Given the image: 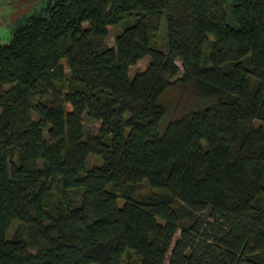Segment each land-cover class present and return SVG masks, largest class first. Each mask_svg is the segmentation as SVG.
Instances as JSON below:
<instances>
[{
    "label": "trees",
    "instance_id": "trees-1",
    "mask_svg": "<svg viewBox=\"0 0 264 264\" xmlns=\"http://www.w3.org/2000/svg\"><path fill=\"white\" fill-rule=\"evenodd\" d=\"M0 264H264V0H49L19 21Z\"/></svg>",
    "mask_w": 264,
    "mask_h": 264
},
{
    "label": "rangeland",
    "instance_id": "rangeland-1",
    "mask_svg": "<svg viewBox=\"0 0 264 264\" xmlns=\"http://www.w3.org/2000/svg\"><path fill=\"white\" fill-rule=\"evenodd\" d=\"M49 0H0V43H8L12 37L16 24L27 16L39 11ZM118 29L109 27V38L107 43L113 45V34ZM166 37L165 21L163 20L157 34V45L164 49ZM149 57L146 56L136 65L130 68V75L138 69L147 65ZM180 64V62H178ZM99 122H86L84 126L87 130L95 132ZM94 161V160H92Z\"/></svg>",
    "mask_w": 264,
    "mask_h": 264
}]
</instances>
